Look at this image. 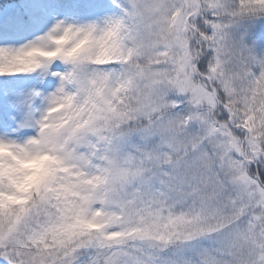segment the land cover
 Listing matches in <instances>:
<instances>
[{
  "label": "snow or ice",
  "instance_id": "obj_1",
  "mask_svg": "<svg viewBox=\"0 0 264 264\" xmlns=\"http://www.w3.org/2000/svg\"><path fill=\"white\" fill-rule=\"evenodd\" d=\"M0 264H264V0H0Z\"/></svg>",
  "mask_w": 264,
  "mask_h": 264
},
{
  "label": "clouds",
  "instance_id": "obj_2",
  "mask_svg": "<svg viewBox=\"0 0 264 264\" xmlns=\"http://www.w3.org/2000/svg\"><path fill=\"white\" fill-rule=\"evenodd\" d=\"M44 163V161H42V160H37V161H35L34 162V166L36 167V168H38L41 164H43Z\"/></svg>",
  "mask_w": 264,
  "mask_h": 264
}]
</instances>
